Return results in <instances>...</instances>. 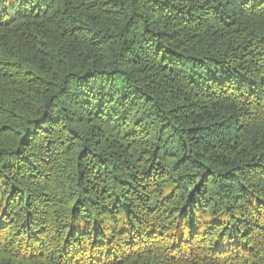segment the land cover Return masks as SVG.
<instances>
[{
	"label": "trees",
	"instance_id": "1",
	"mask_svg": "<svg viewBox=\"0 0 264 264\" xmlns=\"http://www.w3.org/2000/svg\"><path fill=\"white\" fill-rule=\"evenodd\" d=\"M0 264H264V0H0Z\"/></svg>",
	"mask_w": 264,
	"mask_h": 264
}]
</instances>
